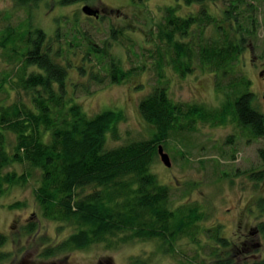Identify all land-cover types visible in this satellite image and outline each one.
Segmentation results:
<instances>
[{
	"label": "rangeland",
	"instance_id": "rangeland-1",
	"mask_svg": "<svg viewBox=\"0 0 264 264\" xmlns=\"http://www.w3.org/2000/svg\"><path fill=\"white\" fill-rule=\"evenodd\" d=\"M61 1L20 5L16 0H0L1 108L32 107V96L21 88L18 77L23 69L26 74L36 70L24 67L26 43L20 37L29 29H39L45 34L42 51L68 71L65 100L79 104L88 118L104 110L123 111L118 136L107 134L105 150L152 137L155 130L143 119L138 105L157 86L165 89L174 104L201 106L210 112L220 110L226 95L230 98V77L242 76L251 83L252 103L264 114V0H206L191 6L180 0H88L67 5ZM83 6L97 10L98 18L87 17ZM168 9L180 18L196 17L200 25L181 40L193 51L191 71L185 74L175 70L173 46L162 34ZM225 11L231 17H225ZM238 21L251 31L244 32L246 48L230 74H218L199 64L196 51L224 39V33ZM9 34L11 40L6 42ZM179 37L175 34L174 40ZM111 66L127 73L124 80L111 82ZM180 121L181 129L170 132L162 143L171 166L166 167L157 155L149 172L167 187L170 210L191 209L200 217L191 235L141 240L121 231L87 248L48 258L44 249L58 245L76 229L62 219L44 216L35 198L39 173L29 169L31 176L24 184L3 183L0 235L5 240L0 264H212L218 260L213 250L236 264H262L264 237L257 226L264 222L260 206L264 163L258 152L264 150V137L241 130L232 117L221 124L195 121L186 127L185 119ZM3 138L4 149L11 154L16 137L4 129ZM46 142H50L48 136ZM26 168L13 163L1 173L20 175ZM258 172L262 176L254 177ZM95 189L87 185L76 194L84 197ZM28 225L36 228L31 235L25 232ZM216 229L225 238L224 247L213 242Z\"/></svg>",
	"mask_w": 264,
	"mask_h": 264
},
{
	"label": "trees",
	"instance_id": "trees-1",
	"mask_svg": "<svg viewBox=\"0 0 264 264\" xmlns=\"http://www.w3.org/2000/svg\"><path fill=\"white\" fill-rule=\"evenodd\" d=\"M16 1L25 5L36 0ZM84 1L88 0H62L61 3L67 5ZM180 1L191 6L206 0ZM226 11L225 17H231V13ZM166 13V30L162 34L167 44L173 46L175 70L185 74L191 71L193 51L187 48L188 43L184 46L181 40L189 35V30L200 25L196 17L180 18L172 13V9L166 10ZM202 18L204 20L205 17ZM209 21L214 22L213 19ZM246 30L238 21L229 33L222 34L224 39L221 37L217 43L203 45L196 51L199 64L207 69L210 67L218 74L227 72L229 75L232 64L246 48L248 40L244 32L250 34L251 31L249 28ZM175 34L180 36L179 40H174ZM11 37L9 34L5 41H10ZM44 39L45 34L39 29H29L20 37V41L26 43L22 57L24 67L32 66L36 70L26 74L23 69L18 77L21 88L32 96V107L23 104L0 107V193L3 183L24 184L31 176L29 169H35L40 178L35 198L44 216L62 219L76 229L58 245L44 249L43 255L57 257L74 249L87 248L104 240V236L121 231L141 240L158 238L164 241L169 237L174 239L176 235H191L190 230L200 217L191 209L170 210L168 189L149 172L150 165L158 155L157 148L162 146L170 132L181 129V119H185L186 127L195 121L221 124L232 117L241 130L248 131L253 137H264V114L252 103L254 93L249 91L251 83L242 76L230 77V98L226 95L220 110L210 112L201 106L184 108L174 104L165 89L157 86L138 105L143 119L155 130L152 137L105 150L107 134L115 138L118 136L116 128L124 120L123 111L104 110L88 118L79 104L65 100L68 71L42 51ZM125 75L127 73L121 68L111 66L112 83L124 80ZM4 129L16 137L11 154L4 149ZM47 136L50 142H46ZM258 155L264 163V150H260ZM13 163L28 170L20 175L15 172L1 173L2 168ZM259 176L262 172L254 175ZM87 185L94 186L95 192L79 197L77 190ZM262 201L260 206L263 208ZM257 230L264 237V222L258 224ZM26 231L31 235L36 228L28 225ZM215 236L213 242L224 247L225 238L217 229ZM4 240V236L0 235V246ZM211 252L218 258L212 264H236L229 258L218 257L214 250Z\"/></svg>",
	"mask_w": 264,
	"mask_h": 264
},
{
	"label": "water",
	"instance_id": "water-1",
	"mask_svg": "<svg viewBox=\"0 0 264 264\" xmlns=\"http://www.w3.org/2000/svg\"><path fill=\"white\" fill-rule=\"evenodd\" d=\"M82 12L87 17L92 16V17L98 18V16H97L98 11L94 10L90 6H83ZM263 99H264V95H263ZM157 151H158V155L160 157V160L164 163V165L166 167H170L171 166V161H169V156H168L167 153H165V151L163 150V147L161 145H159V147L157 148Z\"/></svg>",
	"mask_w": 264,
	"mask_h": 264
},
{
	"label": "flooded vegetation",
	"instance_id": "flooded-vegetation-1",
	"mask_svg": "<svg viewBox=\"0 0 264 264\" xmlns=\"http://www.w3.org/2000/svg\"><path fill=\"white\" fill-rule=\"evenodd\" d=\"M264 71V70H263Z\"/></svg>",
	"mask_w": 264,
	"mask_h": 264
}]
</instances>
